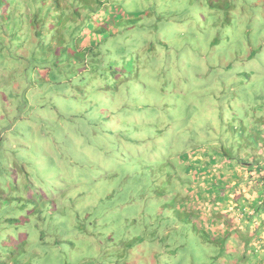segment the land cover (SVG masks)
I'll list each match as a JSON object with an SVG mask.
<instances>
[{"label": "clouds", "instance_id": "9594fccd", "mask_svg": "<svg viewBox=\"0 0 264 264\" xmlns=\"http://www.w3.org/2000/svg\"><path fill=\"white\" fill-rule=\"evenodd\" d=\"M136 6L148 9L152 7V0H144ZM158 7L161 11L188 7L189 12L183 19L186 24H192V32L196 38H201V33L196 31L192 22L197 12L210 14L203 0H193L191 5L164 3ZM252 15L253 11H250L246 16L240 17V21L246 25ZM255 23L260 26L261 35H264V20L257 17ZM174 27L169 21L158 32L160 39L169 42V51L175 52L170 64L172 79L167 86L159 75L160 69L165 67L163 55L145 69L150 76L141 75L137 80L136 70L149 64L152 59L148 54L141 57L139 63L135 62L138 53L146 47L139 39L140 34L127 40L117 34L108 42L98 44V55L92 64L95 71L85 69L81 74L84 81H89L83 97L65 86L62 91L69 99L58 102L56 118H53L50 106L41 109L40 104L44 101H29V109L17 113L15 106L21 103L20 93L26 87L21 81V87L10 96L13 100L12 111L4 119H0V137L7 138V141L0 142V192L8 198L7 203L0 200V241L10 237L9 243L18 245L25 240V234L28 238L16 260L10 259L5 248L0 247V264H25L29 260L31 264H55L53 260H48L50 256L62 259V264H111L110 260L104 258V253L115 251L117 245L107 244L105 238L111 239L112 232L122 231L128 213H118L114 207L110 208L106 198L113 193L123 195L124 199L129 194L142 195L143 199L139 203L143 211L153 214L157 210L152 193V187H156V184L149 185L140 171L142 166L137 162L142 158L137 155V160L131 164L123 163L121 153L117 151V142L131 144L136 153L147 151V156L152 159H146L144 163L162 165L181 150L190 154L194 150L207 151L211 156L218 145H223L235 152L239 135L228 130L229 123L238 128L239 122L243 121L249 132L253 131L257 115L264 116V109L259 113L252 111L256 104L264 105V50L252 57H232V50L243 39L237 32L230 43L211 52L204 49L200 56L193 52V69L198 68L200 73L207 72L209 68L212 71L207 79L193 78L186 84L181 73L176 70V61L187 58L189 53L187 47L179 43L180 37L173 31ZM204 27L201 25V28ZM184 35L187 36V32ZM203 35L207 36L206 30ZM100 39L97 37L98 41ZM117 48H123V51L117 54ZM225 50L233 66L226 72H220L215 67L216 57ZM161 51L157 49V52ZM4 60L5 67L11 71L6 56ZM113 61L121 68L125 61L133 62V70L118 74L119 81H126L123 84V100L128 107L122 108L119 113L121 125L113 129L115 135L108 136L104 128L112 125H101V111L114 109L107 102L100 101L102 97L110 95L105 92V86L118 83L106 71L108 64ZM252 69H256V72L249 81L244 78L243 73H251ZM17 78L18 74H14L13 83ZM70 83L81 84V76L72 77ZM10 88L11 84L3 91L9 92ZM177 95L182 108L189 103L196 107L198 119L195 132L182 122L183 117L179 112L163 109V104ZM250 95H259L262 99L250 103ZM33 113L52 121L51 126L42 127L33 118ZM18 114L28 119L21 124L15 119ZM221 116L223 127L218 119ZM137 122L140 132L135 138L120 135L121 127ZM166 125H172L174 131L167 129ZM57 127L63 130L62 133L57 134ZM260 127L264 128V124ZM28 129L32 130L31 134ZM157 129L162 131V135L157 136ZM18 131H23V138L17 135ZM150 137L154 139L155 147L148 143ZM259 167L264 173V160H261ZM167 171L165 167L153 179L158 183L163 182L164 172ZM133 172V180L124 183L125 177ZM175 186L174 175L168 187ZM116 203H123V200L113 197V205ZM88 216L96 221L94 226L89 224ZM9 218L16 223L5 222ZM81 223L88 228V235L79 231ZM38 236H42L43 241H39ZM56 238L75 240L76 249L71 250L63 244L57 248L53 244ZM96 241L101 242L99 246ZM181 244L193 253V264H206L209 246L191 233L187 236L183 233L173 234L163 243L156 240L149 243V250L160 257V264H189L188 259H181ZM174 251L175 256L172 255Z\"/></svg>", "mask_w": 264, "mask_h": 264}, {"label": "trees", "instance_id": "16d2710c", "mask_svg": "<svg viewBox=\"0 0 264 264\" xmlns=\"http://www.w3.org/2000/svg\"><path fill=\"white\" fill-rule=\"evenodd\" d=\"M126 1L0 0V113H3L0 114V119H4L12 111L13 100L10 99V96L21 87V81L26 84V87L20 93L21 103L15 106L17 113L28 110L29 101L32 103L44 101V103L40 104L41 109L45 106H50L51 114L53 118H56V113L59 111L58 102L69 99L62 89L68 86L80 97H83L89 81H84L81 74L85 69L95 71L92 64L98 55V44L108 42L115 35H120L121 32L129 34L131 31H138L145 39L152 34L153 41H150L143 51V57L150 54L152 59L149 64L136 71H139L138 77L144 74L146 77L150 76V73L146 72L145 69L149 68L156 59L163 55L165 67L160 69L159 75L163 78L164 85L167 86L172 79L170 64L175 52L169 51L170 44L167 40L159 38V31L154 29L152 33V31L147 30L148 28L138 27L141 17L129 14L123 8V3ZM225 1L203 0V4L210 14H206L203 11L205 13L203 18H208V22L203 24L207 29V36H204V32L201 31L200 40L203 39L201 45H205V41H207V46L195 47V41L189 42L190 45L187 48L189 56L176 61V70L181 73V78L186 84L190 83L193 78L207 79L208 74L212 71L209 68L207 72L200 73L198 68L193 69L191 55L194 52L196 56H200L204 49L211 52L221 47L217 38L211 40V35L214 31L224 30V33L228 32V30H225L227 27L225 19L226 14L230 10V5ZM118 14L121 20L129 21L123 31H120L121 23L117 24ZM110 16L115 19V25L118 26V29H111ZM223 18L225 19L223 20ZM215 23L217 26H215ZM125 36L124 39L127 40L128 38ZM97 37L101 39L98 41ZM245 46V53L249 52V55L247 54L249 57L254 56L255 51L252 50L253 47L250 43L246 42ZM157 49L162 51L157 52ZM238 50L239 47L232 50V57L239 59L246 55L240 54ZM116 51L119 54L123 51V48H117ZM5 56L11 71L5 67ZM135 62H140L139 53L135 58ZM206 66L207 62L205 61ZM232 66V60L229 58L227 50L216 57L215 67L220 72H226ZM132 70L133 62L128 61H125L122 68L117 67L116 62L113 61L108 64L106 69L108 76L111 73L118 72L122 74L125 71L131 72ZM14 74H18L19 78L15 79L13 83ZM74 76H81L82 83L72 85L70 81ZM139 79L137 78V80ZM124 83L126 81H120L114 86L106 85V93H110V90H106L107 87H113L114 90L101 100L112 103L115 97L121 99L125 92L123 89ZM10 84V91H3ZM178 95L165 102L163 109H172L179 112L182 117L188 115L187 120H182L184 124H187L189 117L191 118L196 113V107L194 104L189 103L187 107L182 108ZM123 105L126 106L125 108L128 107L126 102H123ZM262 109H264V105L256 104L252 111L259 113ZM33 118L39 121L42 127L51 126L52 124V121L36 113H33ZM15 119L23 124L28 117L18 114ZM102 119L105 120L104 117ZM219 119L223 127L222 116ZM107 120L109 121V118ZM110 124L115 125L116 121H111ZM261 124H264V116L257 115L254 120V129L251 133L243 121L238 128L233 126L232 129H228L230 132L238 133L239 135V144L235 147V152H233L232 148L218 145L213 151V154L216 152L213 158L197 156L194 162H188L190 163L188 166L183 165L181 162L177 170L172 168L171 171L164 172V178L168 180L169 184L172 183L174 175L177 176V173L182 174L178 176L184 180L185 186L183 189H176L178 192L176 195L172 194L174 204L177 205L179 210H184L188 216L198 212L205 220L206 225L213 227V233L210 234L211 237L221 236L222 238H217L216 240L224 239V244L225 241H228L229 244L226 245L229 246L228 248L235 246V249L240 248L234 257L228 258V264H264V234H262L264 215H261L264 213V173L261 172L259 167L261 160H264V143H261L264 140V128L260 127ZM133 128H129V130L131 132L138 130L137 126ZM55 130L57 134L63 131L58 127ZM27 131L30 134L32 133L31 129ZM192 131L195 132V129L192 128ZM158 133L162 135L160 129ZM41 134L45 135V133ZM170 134L171 131L169 136ZM17 135L23 138L24 133L23 131H18ZM5 141H7V138L0 137V142ZM148 143L155 147L153 138H148ZM53 146H55V141H53ZM117 151L121 153V161L125 164H131L136 161L137 155L142 158L137 162L138 165L145 164L144 160L146 159H152L147 156V151L136 153L132 145L127 142H117ZM197 152L199 153L200 151ZM188 153L186 150L176 152L173 158L166 160L161 165L163 168L159 172L163 171L166 166L173 165L174 167V162L178 161L179 158L182 161H187L188 157L186 158V156H188ZM194 153L197 154L196 150H194ZM183 157L186 160H183ZM151 164L153 163H146L145 166L148 167ZM129 175L125 179H128ZM157 191L155 193L160 194V196L169 194L165 190ZM175 196L179 197L180 201L183 197L185 203L183 202L182 205L177 204ZM113 197H123V195L118 196L113 193L106 198L108 205L111 204L110 206L113 205ZM0 200L4 203L8 202V198L2 192H0ZM211 211L213 213H210ZM87 220L90 225L94 226L95 222L90 216L87 217ZM6 222L16 223L11 218L7 219ZM78 227L80 232L88 235V228L84 223H81ZM25 237H27L26 234ZM37 239L43 241L44 238L38 236ZM25 241H22L17 246L18 255L23 251ZM66 242L74 244L75 240L56 238L53 244L59 248L62 243ZM11 254L14 253L11 252ZM16 257L14 260H16ZM48 260H53L55 264H62V259L59 258L50 256ZM27 264H31V261Z\"/></svg>", "mask_w": 264, "mask_h": 264}, {"label": "rangeland", "instance_id": "374dc122", "mask_svg": "<svg viewBox=\"0 0 264 264\" xmlns=\"http://www.w3.org/2000/svg\"><path fill=\"white\" fill-rule=\"evenodd\" d=\"M143 2L144 0H127L123 3V8L126 9L129 14H134L136 16L141 17V21L138 27L148 28V31H152L154 29L159 31L163 25H167L169 21H171L172 24L175 25L173 31L176 33V35L180 37V44L188 48V46L190 45L189 42L195 41V47L207 46V41H205V45H201V41L203 39L197 40L196 36L192 32V24H186L185 20L183 19V17H185L189 12L188 7L172 10L165 9L163 11H161V8L158 7V5H162L164 3H183L185 5H191L193 0H152V7L148 9L136 6ZM225 2L230 5V10L228 11V14H226V19L223 18V20H226L227 27L225 30H228V32L224 33V30L214 31L211 35V40L217 38L219 45L223 46L232 40L233 35L239 32V34L242 35L243 38L242 42L239 43L238 46V52L240 54L249 55V52L245 53L246 42H249L250 45L253 47L252 50L255 51V55L258 54L260 51L264 50V35H261V28L258 24L255 23L257 17H259L261 20H264V0H226ZM250 11H253V15L249 17L248 23L245 25L242 23V21H240V17L246 16ZM204 14L205 13L203 11L197 12L195 15V19L192 22L194 23L197 32H205V30H207L206 27L201 28V25L208 22V18H203ZM118 15L117 24L121 23L120 31H123L129 21L121 20L120 15ZM109 23L112 26V30L118 29V26L115 25V19H113V17L111 16L109 17ZM215 26H217L216 23ZM185 32H187V36L184 35ZM124 33L125 32H121L120 35L125 36ZM135 34H140L139 39L143 41L146 46L150 41H153L152 34L150 35V37L147 36V39H145L138 31H131L125 37L130 39ZM139 55L140 58L143 57V51L139 52ZM255 72L256 69H252L251 73L246 72V74H243V76L245 79L251 81L255 75ZM138 73L139 71H136V78H140L138 77ZM118 74L120 73H111L110 76L113 80H117L118 82H120L118 79ZM144 87L146 88L147 85H145ZM106 90H110L111 93L114 89L113 87H107ZM121 97V99L115 97V100L112 101V103H108L112 106V109L114 110L103 109L101 111L102 117L105 118V120H101L102 126L111 125V121H116V124L112 125V127L104 128V131H106L108 136H114L115 133L113 129L121 125L119 113L122 108L126 107L123 105V95ZM259 98H261L259 95H250L249 102H253ZM100 102L103 103L102 100ZM104 113L107 114L105 115ZM108 118L109 121L107 120ZM187 118L188 115L183 116L184 120H187ZM197 119L198 114L194 113L191 118L189 117L187 125L195 129ZM241 125L242 121L239 122V126ZM135 126L138 127V130L131 132L129 128L134 129L133 127ZM166 126H168L167 128L169 130H173L172 125ZM233 126L234 125L232 123H229L227 125V128L232 129ZM60 130L62 131V129ZM158 130L159 129L156 130L157 136H159ZM139 132L140 128L138 124L135 123L126 124L120 128V135L122 137H136ZM93 135H95V133ZM170 138H172V134H170ZM196 153L197 154H195L194 151L191 154L188 153V156H186V158L188 157L187 161H182V159L179 158L178 161L174 162V167L173 165L166 166L168 169L167 172L171 171L172 168H175L177 170L180 167L181 162L183 165L188 166V164H190L188 162H194L197 156H206V158H213V156L216 155V152H214V154L209 156L207 151H200L199 153L196 151ZM186 158L183 157V160H186ZM145 164L141 165L142 167L140 168V171L143 173L144 177H146L149 185L156 184V187H152V193L153 198L156 200L157 203V210L153 214L145 213L140 207L139 203L143 199L142 195L132 196L131 194H129L127 199H124V197H115V199L123 200V203H116L112 206H110V204L109 207H114L118 213H128V215L125 218V226L122 231H119V233L116 231L112 232L111 239L105 238V242L107 244L115 243L117 245V248L115 251L105 252L104 258L110 260L111 264H160V257L156 255L154 251L149 250V243H152L156 240H159L161 243H163L164 241L168 240L173 234L183 233L184 236H187L188 233H191L194 237L198 238L203 244L209 246L206 264H228V258L234 257V255H236L240 248L235 249L236 246L233 248H228L229 246H226L227 244H229L228 241H225L224 244V239L216 240L217 238H222L221 236L211 237L210 234L213 233V227H208L206 225L205 220L200 216L198 212H196L195 214H190L191 216H188L184 212V210L180 211L177 205L174 204L172 194L176 195L178 193L176 189L184 188V180L181 179L177 175V173L176 180L178 181H176L175 187H168V185L170 184L166 178H164L163 182L158 183L153 178L158 176L159 170H162L163 167L161 165L157 166L156 164H151V166L147 167L145 166ZM133 175L134 172L129 175V178L125 179L123 182L127 183L128 181H132ZM156 190H158L157 192L165 190L169 194L160 196V194L155 193ZM175 200L177 201V204L180 205H182L184 202L183 197L180 201L179 197L175 196ZM164 201L167 203H165ZM210 213H213V211H211ZM94 222L96 223L95 220ZM117 236H119V239H117ZM10 240L11 238L9 237L3 241H0V247H4L5 250L9 253L10 259L14 260L15 257L18 255L17 246L22 243V241H20V243L16 245L10 244ZM25 240H27V237H25ZM146 241H148L149 243H146ZM67 243L68 242L62 244L67 246L71 250L75 249L77 246L76 241L74 242V244ZM100 243V241H96L97 246H99ZM179 251L183 253V256L181 257L182 260L188 259L189 264H193V253L190 251V249L185 248L184 245L181 244L179 245ZM11 252H13L14 254H11ZM172 255L175 256L176 252L174 251ZM29 262L30 261H26L25 264ZM202 264H204V262H202Z\"/></svg>", "mask_w": 264, "mask_h": 264}]
</instances>
